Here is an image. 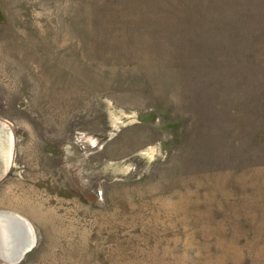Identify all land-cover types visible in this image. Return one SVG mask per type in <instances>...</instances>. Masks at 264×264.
<instances>
[{
	"label": "rangeland",
	"instance_id": "374dc122",
	"mask_svg": "<svg viewBox=\"0 0 264 264\" xmlns=\"http://www.w3.org/2000/svg\"><path fill=\"white\" fill-rule=\"evenodd\" d=\"M3 125L14 264H264V0H0Z\"/></svg>",
	"mask_w": 264,
	"mask_h": 264
},
{
	"label": "water",
	"instance_id": "95a60500",
	"mask_svg": "<svg viewBox=\"0 0 264 264\" xmlns=\"http://www.w3.org/2000/svg\"><path fill=\"white\" fill-rule=\"evenodd\" d=\"M25 223L22 216L0 212V256L5 263L20 262L35 245L34 229L32 234Z\"/></svg>",
	"mask_w": 264,
	"mask_h": 264
},
{
	"label": "bare ground",
	"instance_id": "6f19581e",
	"mask_svg": "<svg viewBox=\"0 0 264 264\" xmlns=\"http://www.w3.org/2000/svg\"><path fill=\"white\" fill-rule=\"evenodd\" d=\"M1 128H0V156L3 158V162H4L3 169L7 170L12 160V139L13 137H12V133H9V132L6 133L4 125ZM14 145H15V142H14ZM2 213H12V212H2ZM24 219L26 221L24 227L29 229V231L33 234V226L31 222L27 218H24Z\"/></svg>",
	"mask_w": 264,
	"mask_h": 264
},
{
	"label": "trees",
	"instance_id": "16d2710c",
	"mask_svg": "<svg viewBox=\"0 0 264 264\" xmlns=\"http://www.w3.org/2000/svg\"><path fill=\"white\" fill-rule=\"evenodd\" d=\"M257 25V24H256ZM240 28H244L243 26L242 27H240Z\"/></svg>",
	"mask_w": 264,
	"mask_h": 264
}]
</instances>
